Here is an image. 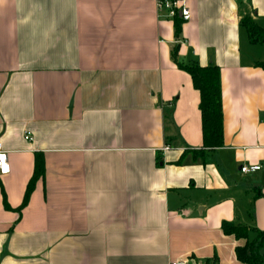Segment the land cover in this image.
<instances>
[{"label":"crops","instance_id":"0c3cea01","mask_svg":"<svg viewBox=\"0 0 264 264\" xmlns=\"http://www.w3.org/2000/svg\"><path fill=\"white\" fill-rule=\"evenodd\" d=\"M186 3L178 32L155 0H0V264H245L236 247L264 230V42L241 20L264 28V0ZM177 62L221 73L223 145L199 158Z\"/></svg>","mask_w":264,"mask_h":264},{"label":"trees","instance_id":"16d2710c","mask_svg":"<svg viewBox=\"0 0 264 264\" xmlns=\"http://www.w3.org/2000/svg\"><path fill=\"white\" fill-rule=\"evenodd\" d=\"M177 31H180L182 18L176 16ZM241 23L247 28L249 37L252 42H264V28L255 23L249 16H244ZM181 69L187 70L191 76L193 85L200 91V110L202 115V130H203V148L200 150H193V156L199 158L204 155V149H215L223 145L224 129L223 121L224 114L223 99H222V84L220 80V69L217 65L202 66L199 64H189L177 62ZM259 65L264 68V60ZM185 155V154H184ZM183 162V158L179 160ZM35 172L27 186L24 200L21 207L27 204L30 194L34 189L35 181L44 175L45 165L43 158L36 157ZM7 205V204H6ZM21 207L19 209H21ZM223 231L226 234H235L238 238H248V231L245 226L235 225L234 223H223ZM259 238L254 241H249L243 246H237V257L245 264H262L263 256L261 255V248L264 246V230L259 232Z\"/></svg>","mask_w":264,"mask_h":264},{"label":"built area","instance_id":"2783aa9c","mask_svg":"<svg viewBox=\"0 0 264 264\" xmlns=\"http://www.w3.org/2000/svg\"><path fill=\"white\" fill-rule=\"evenodd\" d=\"M158 9L167 10L168 17L180 16L182 20L186 21L191 18V10L189 9L186 0H155ZM25 138L31 140L32 136L30 132H26ZM168 149V148H166ZM261 169L260 165H245L241 167V172L246 174L248 172H255ZM0 170L5 173L9 170L7 166V151H3L0 145ZM170 264H186L185 262L173 261Z\"/></svg>","mask_w":264,"mask_h":264}]
</instances>
